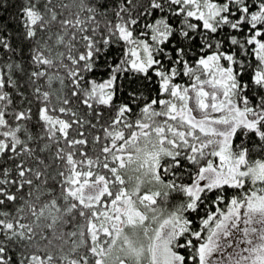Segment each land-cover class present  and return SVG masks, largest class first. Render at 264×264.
<instances>
[{
    "label": "snow or ice",
    "instance_id": "snow-or-ice-1",
    "mask_svg": "<svg viewBox=\"0 0 264 264\" xmlns=\"http://www.w3.org/2000/svg\"><path fill=\"white\" fill-rule=\"evenodd\" d=\"M0 264H264V0H0Z\"/></svg>",
    "mask_w": 264,
    "mask_h": 264
}]
</instances>
